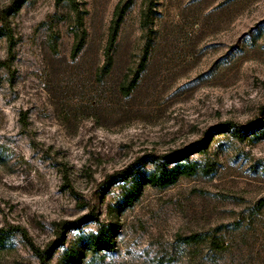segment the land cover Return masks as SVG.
<instances>
[{"label":"rangeland","instance_id":"obj_1","mask_svg":"<svg viewBox=\"0 0 264 264\" xmlns=\"http://www.w3.org/2000/svg\"><path fill=\"white\" fill-rule=\"evenodd\" d=\"M125 1L0 0V264H264V0H132L101 72ZM200 140L195 174L124 206L120 174Z\"/></svg>","mask_w":264,"mask_h":264},{"label":"trees","instance_id":"obj_2","mask_svg":"<svg viewBox=\"0 0 264 264\" xmlns=\"http://www.w3.org/2000/svg\"><path fill=\"white\" fill-rule=\"evenodd\" d=\"M26 0H13V2L8 6L7 10L9 12L15 13L19 10L21 5ZM132 0H126L125 2L118 3L113 11V17L111 19L109 28H108V37L107 42L104 50V55L106 62L104 66L100 69L101 72H104L108 69L110 65V61L112 58L111 50L113 49L117 37H118V31L120 28V25L124 19V13L128 6L131 4ZM82 41L76 46V48L73 50V53H75L79 47L81 46ZM148 47L145 46L143 56L141 58V61L138 65L137 72L135 73L134 77L126 84L123 85L121 88L125 91V93H128V91L134 87L136 84L138 78H139V72L143 69L145 62L147 60V54ZM258 126H261V123L256 120L252 122L250 127H237L233 124H229L228 122L224 125L220 126V130L228 131L230 130L231 133H233L235 136L241 138L244 135L249 132L247 130L248 128H253L254 131H258L261 133V129L258 128ZM264 134V133H262ZM190 152H207V146L206 144L200 140L198 142L189 144L188 147L175 150L174 152L170 153L168 156H164V158L158 159V158H152L154 166L150 171L144 172L140 175L132 174L131 172H128L127 174H120L118 177L119 180L124 181V184L131 181L130 187L128 190L123 192V204L124 206H131L133 202L141 195V191L143 188V185H152L159 189L166 188L170 186L171 184L175 183L180 177H189V175H193L197 172L199 167V163L196 160L189 159ZM170 162H173L171 166H168ZM132 175V176H131ZM123 188L125 186L123 185ZM69 226L74 227L75 224L67 223ZM72 224V225H71ZM118 224L115 223L112 225H106L100 224L99 227L95 232H92L88 236L84 238V247L89 252H97L100 250L105 251H111L114 247V233H116L118 229ZM4 234L0 232V242L3 241ZM61 244L63 241H60ZM213 243V241H212ZM42 258L43 256L40 255ZM78 256L76 253H69L68 254V261H66L67 264H73L77 261Z\"/></svg>","mask_w":264,"mask_h":264}]
</instances>
